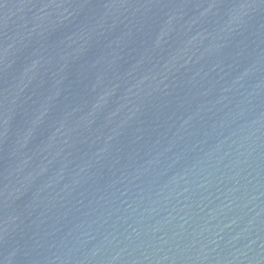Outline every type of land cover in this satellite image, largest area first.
<instances>
[{
	"label": "water",
	"instance_id": "obj_1",
	"mask_svg": "<svg viewBox=\"0 0 264 264\" xmlns=\"http://www.w3.org/2000/svg\"><path fill=\"white\" fill-rule=\"evenodd\" d=\"M0 264H264V0H70L0 112Z\"/></svg>",
	"mask_w": 264,
	"mask_h": 264
}]
</instances>
